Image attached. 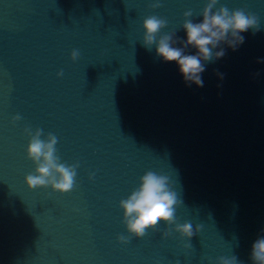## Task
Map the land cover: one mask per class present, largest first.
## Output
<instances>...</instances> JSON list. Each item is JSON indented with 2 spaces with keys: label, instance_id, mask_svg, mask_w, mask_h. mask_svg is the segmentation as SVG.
Instances as JSON below:
<instances>
[{
  "label": "water",
  "instance_id": "water-1",
  "mask_svg": "<svg viewBox=\"0 0 264 264\" xmlns=\"http://www.w3.org/2000/svg\"><path fill=\"white\" fill-rule=\"evenodd\" d=\"M206 4L0 0V264H219L231 256L255 264L252 245L264 238V0H218L213 11L244 9L259 25L235 50L222 44V58L202 61V87L142 41L143 20L155 15L167 22L157 42L171 34L174 47L196 54L184 47V13L202 22ZM26 128L42 129L41 139L54 134L59 162L79 165L70 192L27 187L36 165ZM148 171L168 176L182 204L175 224L132 237L119 203ZM185 222L190 238L175 232Z\"/></svg>",
  "mask_w": 264,
  "mask_h": 264
},
{
  "label": "clouds",
  "instance_id": "clouds-1",
  "mask_svg": "<svg viewBox=\"0 0 264 264\" xmlns=\"http://www.w3.org/2000/svg\"><path fill=\"white\" fill-rule=\"evenodd\" d=\"M218 0H207L202 11V22L194 23L190 17L191 10L184 13L185 20L182 24L186 32L184 47L192 46L197 52L194 55H186L183 48L174 47L172 35L165 34L157 42V35L161 29L166 27V20L155 15H150L143 20V44L151 49L156 44V54L165 62H175L179 72L189 85L203 86L201 73L205 71L202 63L220 59L224 56V49L220 47L226 44L227 47L235 50L244 42L242 32L249 28L258 30L259 21L254 14L247 13L244 9L230 10L226 6H220L213 11ZM159 3L152 7H159ZM219 48L214 52V49ZM79 56L77 50L71 53V59L75 61ZM62 75V73H58ZM14 120H19L16 116ZM25 133L30 137L26 148L27 158L35 165L33 173L25 177V183L29 189L51 188L54 192L68 193L75 185L76 169L78 164L66 165L59 162L56 155L57 137L48 133L46 139H41L42 129L33 132L26 128ZM170 178L153 171L146 172L139 181V185L131 194L120 201L119 207L123 210V223L127 232L132 237H143L148 230H157L161 222L167 225L176 223V207L182 204L177 198L175 191L169 187ZM200 230L198 225L196 231ZM175 232L182 237H191L194 234L190 222L176 224ZM169 233L165 231L163 236ZM122 243L127 238L119 237ZM251 258L255 264H264V238L257 239L251 248ZM219 264H237L236 257H220Z\"/></svg>",
  "mask_w": 264,
  "mask_h": 264
}]
</instances>
